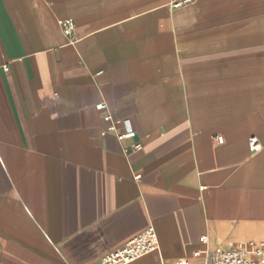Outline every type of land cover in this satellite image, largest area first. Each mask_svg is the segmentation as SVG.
Returning a JSON list of instances; mask_svg holds the SVG:
<instances>
[{
    "label": "crops",
    "instance_id": "0c3cea01",
    "mask_svg": "<svg viewBox=\"0 0 264 264\" xmlns=\"http://www.w3.org/2000/svg\"><path fill=\"white\" fill-rule=\"evenodd\" d=\"M173 1L0 0V264L264 241V0Z\"/></svg>",
    "mask_w": 264,
    "mask_h": 264
},
{
    "label": "built area",
    "instance_id": "2783aa9c",
    "mask_svg": "<svg viewBox=\"0 0 264 264\" xmlns=\"http://www.w3.org/2000/svg\"><path fill=\"white\" fill-rule=\"evenodd\" d=\"M196 1L198 0H174L171 5L175 8H181ZM59 23L64 33L71 37L75 29L74 20H60ZM101 73H103V70L97 72V75ZM105 107L103 102L96 105L97 110L102 112ZM103 118L109 123V126L102 131V135L116 134L121 141L134 140L137 137V132L130 121H117L110 112H105ZM119 123L123 125L122 130H120ZM250 148L253 152L262 149V144L258 138L253 137L250 139ZM133 149H142L141 143L135 141ZM126 151L129 152V149ZM159 250L160 243L157 231L154 227H149L140 235L126 242L124 246L108 253L98 264H132L143 257L153 255ZM195 256H205L203 264H264V241H241L229 248L217 247L212 253L209 251H196ZM167 264H190V261L182 258L176 263Z\"/></svg>",
    "mask_w": 264,
    "mask_h": 264
},
{
    "label": "rangeland",
    "instance_id": "374dc122",
    "mask_svg": "<svg viewBox=\"0 0 264 264\" xmlns=\"http://www.w3.org/2000/svg\"><path fill=\"white\" fill-rule=\"evenodd\" d=\"M151 260L152 261H155L152 257H151ZM202 259H198L197 260V263L198 264H202ZM177 261H172V260H164L163 262H161L160 264H167V263H176Z\"/></svg>",
    "mask_w": 264,
    "mask_h": 264
},
{
    "label": "bare ground",
    "instance_id": "6f19581e",
    "mask_svg": "<svg viewBox=\"0 0 264 264\" xmlns=\"http://www.w3.org/2000/svg\"><path fill=\"white\" fill-rule=\"evenodd\" d=\"M190 264H198L197 262H190Z\"/></svg>",
    "mask_w": 264,
    "mask_h": 264
}]
</instances>
